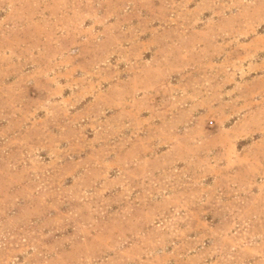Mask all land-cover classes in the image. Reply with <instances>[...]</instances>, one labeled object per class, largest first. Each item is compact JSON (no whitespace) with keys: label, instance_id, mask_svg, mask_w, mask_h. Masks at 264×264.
<instances>
[{"label":"rangeland","instance_id":"374dc122","mask_svg":"<svg viewBox=\"0 0 264 264\" xmlns=\"http://www.w3.org/2000/svg\"><path fill=\"white\" fill-rule=\"evenodd\" d=\"M0 264H264V0H0Z\"/></svg>","mask_w":264,"mask_h":264}]
</instances>
